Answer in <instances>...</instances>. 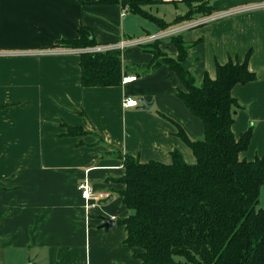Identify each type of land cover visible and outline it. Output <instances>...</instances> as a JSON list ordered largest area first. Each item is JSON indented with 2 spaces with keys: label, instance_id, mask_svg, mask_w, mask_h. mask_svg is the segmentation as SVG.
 I'll return each mask as SVG.
<instances>
[{
  "label": "crops",
  "instance_id": "1",
  "mask_svg": "<svg viewBox=\"0 0 264 264\" xmlns=\"http://www.w3.org/2000/svg\"><path fill=\"white\" fill-rule=\"evenodd\" d=\"M155 1L145 9L168 23L187 11L180 0ZM208 3L211 14L161 28L118 3L0 0V264H142L117 223L129 215L119 194L125 169L118 154L169 163L178 150L194 163L176 124L191 139L204 132L177 96L184 90L179 76L165 63L154 67L147 44L176 59L171 38L180 37L181 65L196 85L205 75L214 78L217 64L242 62L248 54L255 78L231 89L237 103L231 130L235 137L251 130L239 158L264 156V0ZM80 27L90 29L95 46L148 39L121 51L127 81L82 86V49L58 45L76 38ZM38 50L46 53L26 54ZM125 97L153 102V108H125ZM68 126L83 132L69 135ZM84 179L91 186L88 200L79 189ZM108 195L112 200L99 204ZM261 195L264 203V185ZM105 218L115 224L104 227Z\"/></svg>",
  "mask_w": 264,
  "mask_h": 264
},
{
  "label": "trees",
  "instance_id": "2",
  "mask_svg": "<svg viewBox=\"0 0 264 264\" xmlns=\"http://www.w3.org/2000/svg\"><path fill=\"white\" fill-rule=\"evenodd\" d=\"M187 11L171 23L145 8L155 0H98L118 3L124 9L155 22L161 28L213 12L208 0H180ZM90 29L80 27L78 36L61 39L58 45L81 48L79 66L82 86L119 85L124 74L119 49L90 51L96 44ZM176 59L161 52L156 43L146 48L153 66L167 64L180 78L184 90L177 96L203 124V137L189 138L179 125L176 135L191 149L194 163L183 160L178 150L171 161L140 162L130 154L122 158L125 187L119 194L129 215L119 219L127 232L124 244L138 248L142 264H264V208L258 207L264 185V156L239 158L251 138V130L235 137L231 126L236 99L231 89L255 78L244 61L216 65L214 78L205 75L196 85L181 62L185 44L172 37ZM67 134L78 135L80 127L68 126Z\"/></svg>",
  "mask_w": 264,
  "mask_h": 264
},
{
  "label": "built area",
  "instance_id": "3",
  "mask_svg": "<svg viewBox=\"0 0 264 264\" xmlns=\"http://www.w3.org/2000/svg\"><path fill=\"white\" fill-rule=\"evenodd\" d=\"M261 7L264 6V3H261L259 4ZM126 10V9H125ZM123 13H125L123 11ZM224 16L223 13H220V14H217L215 16H212L209 18V20L211 19H214V18H218V17H222ZM180 28V27H178ZM178 28H174L172 30H169L167 32H165L166 34H172V33H175ZM148 39H130V40H121L119 41L118 43L112 45H102V46H94L92 48H87V50H90V51H96V52H102V51H106L108 49H119L120 51L124 50L126 47H129V46H133V45H138V44H141V43H145ZM40 54V53H46L45 50H38V51H35V52H29L27 51L26 54ZM128 78L127 77H123L122 78V82H125L127 81ZM139 103H138V100L135 99V98H132V97H125L123 98L122 100V105L123 107L125 108H132V107H135L137 106ZM79 189H81V194H82V197L85 199V200H88L89 197H90V194H91V186L89 185L88 183V180L87 179H84L80 185H79ZM88 207V206H87Z\"/></svg>",
  "mask_w": 264,
  "mask_h": 264
},
{
  "label": "water",
  "instance_id": "4",
  "mask_svg": "<svg viewBox=\"0 0 264 264\" xmlns=\"http://www.w3.org/2000/svg\"><path fill=\"white\" fill-rule=\"evenodd\" d=\"M138 105H137V109H141V110H152L153 108V102H146L143 99L139 98L138 99ZM112 200V195H108L107 197L99 200V204H106L108 202H110ZM104 227L108 228L110 226H113L115 224V222L109 218H105L104 219Z\"/></svg>",
  "mask_w": 264,
  "mask_h": 264
},
{
  "label": "rangeland",
  "instance_id": "5",
  "mask_svg": "<svg viewBox=\"0 0 264 264\" xmlns=\"http://www.w3.org/2000/svg\"><path fill=\"white\" fill-rule=\"evenodd\" d=\"M179 5H184L183 3H180ZM182 7V6H181ZM133 108V107H132ZM264 203H262V195L259 197V203H258V207L264 208L263 206Z\"/></svg>",
  "mask_w": 264,
  "mask_h": 264
}]
</instances>
